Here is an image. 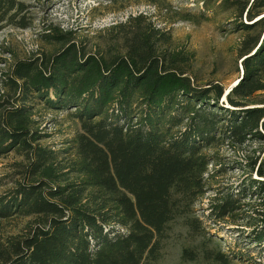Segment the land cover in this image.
Returning a JSON list of instances; mask_svg holds the SVG:
<instances>
[{
    "label": "trees",
    "instance_id": "obj_1",
    "mask_svg": "<svg viewBox=\"0 0 264 264\" xmlns=\"http://www.w3.org/2000/svg\"><path fill=\"white\" fill-rule=\"evenodd\" d=\"M256 7L264 8V0H254L251 10ZM24 11L20 0H0V27H26V16L19 15ZM111 28L121 47L116 52L85 54L68 43L67 33L53 30L44 38L58 45L56 51L19 60L6 76L4 83L20 100L0 101V156L14 150L29 164L23 181L0 197V218L19 215L38 223L21 237L0 239V264L155 261L168 224L187 221L205 191L210 159L203 151L264 139V102L247 107L244 101L264 91V36L243 41L242 73L223 101L220 84L192 81L193 55L171 50L169 30L143 15ZM30 103L66 112L80 132L66 148L42 147L37 141L44 134L32 130ZM259 177L223 195L209 213L231 218L243 209L241 197L252 193L254 216L241 214L247 223L242 238L264 250L261 169ZM213 259L229 262L221 253Z\"/></svg>",
    "mask_w": 264,
    "mask_h": 264
},
{
    "label": "rangeland",
    "instance_id": "obj_2",
    "mask_svg": "<svg viewBox=\"0 0 264 264\" xmlns=\"http://www.w3.org/2000/svg\"><path fill=\"white\" fill-rule=\"evenodd\" d=\"M29 25L0 27V101H19L20 94L4 83L6 76L19 60L47 57L58 45L44 36L53 30L66 34L68 43L85 54L108 55L121 49L116 43V31L111 27L129 17L143 15L155 27L172 36L171 50L192 54V81L200 86L218 83L223 88L222 100L236 85L242 73L240 49L243 41L264 36V8L251 10L254 0H20ZM245 9V10H244ZM251 25L250 30L244 28ZM264 82V78L262 79ZM247 107L263 105L264 91H256L245 99ZM33 104L32 130L44 137L37 143L48 149L66 148L70 139L80 132L79 123L66 112ZM8 106V105H6ZM226 106V105H225ZM264 135V130L259 126ZM250 135H247L249 137ZM210 159L205 174V191L191 205L188 223L177 218L168 224L161 241L159 257L144 264H218L213 258L221 253L228 264H264L263 245L244 241L246 220L241 214L254 216L251 208L255 197L248 193L242 198L243 209L231 218L217 220L210 216L212 205L223 195L245 187L247 181L258 180L264 174V139H251L243 145L232 142L217 144L203 151ZM63 164L70 161V156ZM29 159L14 150L0 156V197L8 196L17 183ZM246 188V187H245ZM249 203L250 206H244ZM252 221V218H247ZM38 222L34 217L19 215L0 218V239L23 236ZM196 227V228H195ZM242 228V229H240ZM239 230V231H237ZM184 251H187L186 254ZM193 257V258H190Z\"/></svg>",
    "mask_w": 264,
    "mask_h": 264
},
{
    "label": "water",
    "instance_id": "obj_3",
    "mask_svg": "<svg viewBox=\"0 0 264 264\" xmlns=\"http://www.w3.org/2000/svg\"><path fill=\"white\" fill-rule=\"evenodd\" d=\"M225 100V97H224V99H223V101Z\"/></svg>",
    "mask_w": 264,
    "mask_h": 264
}]
</instances>
